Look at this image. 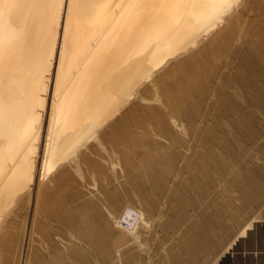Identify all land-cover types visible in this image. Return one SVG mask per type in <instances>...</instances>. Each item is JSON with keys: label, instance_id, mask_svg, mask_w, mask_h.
I'll list each match as a JSON object with an SVG mask.
<instances>
[{"label": "rangeland", "instance_id": "rangeland-1", "mask_svg": "<svg viewBox=\"0 0 264 264\" xmlns=\"http://www.w3.org/2000/svg\"><path fill=\"white\" fill-rule=\"evenodd\" d=\"M194 29L105 142L1 207L0 264H264V0H223Z\"/></svg>", "mask_w": 264, "mask_h": 264}, {"label": "bare ground", "instance_id": "bare-ground-1", "mask_svg": "<svg viewBox=\"0 0 264 264\" xmlns=\"http://www.w3.org/2000/svg\"><path fill=\"white\" fill-rule=\"evenodd\" d=\"M221 1L0 0V210L32 197L40 170L105 142L127 95ZM142 214L128 204L120 217Z\"/></svg>", "mask_w": 264, "mask_h": 264}]
</instances>
